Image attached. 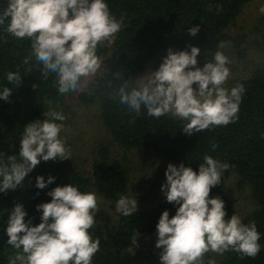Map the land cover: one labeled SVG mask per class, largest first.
<instances>
[{"label": "clouds", "instance_id": "clouds-1", "mask_svg": "<svg viewBox=\"0 0 264 264\" xmlns=\"http://www.w3.org/2000/svg\"><path fill=\"white\" fill-rule=\"evenodd\" d=\"M259 11L264 14V6ZM5 24L6 33L31 41L24 57V64H31L27 73L39 66L43 77L55 74L58 92L64 95L80 90L97 74L102 64L98 46L115 38L123 17H115L107 0H7L0 11V26ZM199 30L196 25L188 32L195 36ZM224 47L221 42L220 48ZM200 52V47L191 44L180 50L169 47L156 70L149 68L136 79H127L118 71L113 76L118 84L109 96L118 97V103L137 116L144 109L150 117L170 115L183 120L182 131L187 135L234 123L244 86L225 87L231 61L224 52L216 51L214 59L203 67L198 66ZM7 80L18 88L22 84L19 68L8 72ZM112 83L108 82L109 87ZM12 91L4 87L0 100L9 101ZM43 115L46 119L25 124L19 159L0 153V192L22 187L25 177L41 160L71 158L60 135L66 117L56 110ZM203 161L198 172L184 162L167 165L161 191L168 203L178 207L171 217L165 209L156 225L155 247L162 249L161 264H204L207 253L222 255L229 250L254 258L261 250L256 224L243 223L237 214L226 219L225 202L219 196H210L230 165L207 154ZM54 180L51 175L47 180L37 176L35 187L44 189ZM47 195L51 200L36 206L41 212L38 224L33 225L31 218L25 220L27 212L22 203L11 209L7 244L16 253L9 264H92L100 250V239H94L89 230L96 223L102 197L94 191H81L73 183L56 186ZM115 208L124 216L136 213L134 193L121 195ZM133 243L138 247L137 236Z\"/></svg>", "mask_w": 264, "mask_h": 264}, {"label": "trees", "instance_id": "trees-1", "mask_svg": "<svg viewBox=\"0 0 264 264\" xmlns=\"http://www.w3.org/2000/svg\"><path fill=\"white\" fill-rule=\"evenodd\" d=\"M255 0H107L111 12L117 19L123 17V26L115 35L112 44L107 41L98 46L97 55L106 58V69L97 78L91 94L83 93L82 101L98 106L100 115L112 139L133 149L146 150L179 165L184 162L198 172L199 164L207 154L230 167L221 175L220 184L210 191L211 197L219 196L225 202L229 217L233 202L226 191V181L231 172H236L244 183L251 186L255 209L241 220L245 224L255 223L261 234L259 254L252 258L229 250L223 253L221 264H264V65L255 69L248 77L237 80L229 89L243 84L245 91L239 105L238 119L226 126H217L193 135L182 131L185 121L165 115L150 117L142 109L141 115L129 112L109 93L117 86L115 73L120 71L127 79H133L147 70L149 63L169 47L184 49L191 44L201 52L198 62L215 52L221 42L228 38V29L244 5ZM7 0H0V11ZM199 25L195 35L190 27ZM264 25V16L262 17ZM0 26V91L13 88L9 101L0 100V153L17 155L24 126L36 119L44 120L43 112L62 111L67 94L61 95L56 86L55 74L43 77L40 67L30 73L24 57L30 51L31 41L17 39ZM264 45V26L261 31ZM19 68L22 84L16 88L7 80L8 72ZM27 73V74H26ZM112 81V87L108 82ZM215 145V147H213ZM93 163L92 174L71 169L67 159L41 160L24 179L23 186L16 190L0 192V264L16 250L7 244L6 228L11 209L22 203L27 212L25 220L33 225L40 223L41 212L37 205L49 202L47 193L56 186L73 183L81 191H91L106 199L118 200L127 195L129 169L126 164L112 156L108 143H100ZM45 180L51 175L53 183L44 189L35 187L36 177ZM2 179V178H0ZM178 205L163 199L156 205L137 210L131 216L119 215L113 220L104 209L96 215L95 225L89 230L93 238L100 239V250L92 264H161L156 251L141 243H133L143 235H157L156 225L161 213L167 209L170 217L175 215ZM212 260L207 253L204 264Z\"/></svg>", "mask_w": 264, "mask_h": 264}, {"label": "rangeland", "instance_id": "rangeland-1", "mask_svg": "<svg viewBox=\"0 0 264 264\" xmlns=\"http://www.w3.org/2000/svg\"><path fill=\"white\" fill-rule=\"evenodd\" d=\"M264 6V0H255L247 3L228 29V38L224 41L225 47L216 51H222L231 61L228 65L231 75L227 80L225 87L228 89L239 79L248 77L260 66L264 65V45L261 40L262 17L259 9ZM108 46L112 44L107 41ZM215 51V52H216ZM211 53L198 62V66L203 65L214 59ZM167 52L158 54L148 65V68L156 70L162 58ZM101 68L97 74L86 81L80 90L68 93L64 100L62 113L66 119L62 122L64 129L60 135L66 141V147L71 151V158L68 163L71 169H78L86 172L88 175L93 172V163L97 156L96 152L100 143H108L111 147L112 156L126 164L129 169V189L127 195L133 193L138 201V210L152 207L159 203L164 193L161 191V185L165 182V170L169 161L146 150L127 148L115 142L110 136L100 115L97 105L82 101L81 95L93 91L97 78L103 74L106 69V58L101 57ZM145 70L143 73H145ZM138 76L133 77L136 79ZM195 87V84L193 85ZM91 191L97 193L92 187ZM226 191L233 202L232 214L226 219H230L233 214H237L241 219L256 207L252 197L251 186L244 183L236 172H231L226 181ZM102 197L99 204V210L104 209L113 220H117L121 213L116 211L117 200L106 199ZM157 235L140 236L137 242L152 248L156 251H162L156 248ZM215 264H221L223 254L213 252L208 253ZM14 257L8 256L5 261Z\"/></svg>", "mask_w": 264, "mask_h": 264}]
</instances>
